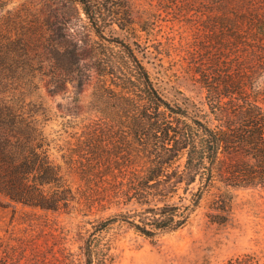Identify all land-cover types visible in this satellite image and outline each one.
Wrapping results in <instances>:
<instances>
[{
	"label": "rangeland",
	"instance_id": "1",
	"mask_svg": "<svg viewBox=\"0 0 264 264\" xmlns=\"http://www.w3.org/2000/svg\"><path fill=\"white\" fill-rule=\"evenodd\" d=\"M127 10L129 29L112 24L104 34L139 45L136 53L164 97L201 106L205 72L237 81L264 108V57L261 48L260 57L252 51L260 37L197 0H127ZM97 40L77 0H0V97L26 103L25 114L35 111L49 159L73 197L66 208L52 210L0 193V264H86V239L115 211L95 201L119 175L116 166L93 171L86 161L68 158L93 142L95 129L64 123L92 117ZM97 133L108 152L114 144L137 143L129 128ZM95 237L91 264H264V187L226 186L216 178L180 229L147 238L116 222Z\"/></svg>",
	"mask_w": 264,
	"mask_h": 264
},
{
	"label": "trees",
	"instance_id": "2",
	"mask_svg": "<svg viewBox=\"0 0 264 264\" xmlns=\"http://www.w3.org/2000/svg\"><path fill=\"white\" fill-rule=\"evenodd\" d=\"M77 1L98 38L97 81L90 94L92 117L64 123L82 122L96 132L84 151L68 158L86 161L93 171L116 166L119 172L95 201L115 211L98 221L86 239V264H91L96 233L113 223H126L147 238L180 229L216 178L226 186L264 187V108L256 99L237 81L231 85L202 72L206 93L201 106L189 99L172 102L138 57L139 45L104 34L112 24L129 29L127 0ZM197 1L260 37L253 41L258 49H251L260 57L261 48L264 57V0ZM258 41L261 45H255ZM10 100L0 97V133L5 135L0 139V193L43 209L66 208L71 188L49 159L35 111L25 114L26 103ZM112 127L132 129L137 143L132 148L114 144L104 155L109 152L98 144L103 136L97 131ZM221 264L242 263L228 259Z\"/></svg>",
	"mask_w": 264,
	"mask_h": 264
}]
</instances>
